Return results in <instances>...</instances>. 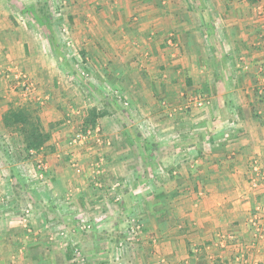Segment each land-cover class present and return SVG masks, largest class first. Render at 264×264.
<instances>
[{
    "label": "rangeland",
    "instance_id": "rangeland-1",
    "mask_svg": "<svg viewBox=\"0 0 264 264\" xmlns=\"http://www.w3.org/2000/svg\"><path fill=\"white\" fill-rule=\"evenodd\" d=\"M256 2L246 0L248 7ZM73 6L71 0H0V34L19 45L10 54L0 43V241L9 248H0V264H187L186 257L169 258L184 248L159 251L153 199L160 186L171 192L182 165L199 164L203 138L223 131L199 124L214 120L201 110L208 96L187 91L178 79L173 99L167 97V77L155 79L153 72L167 75L171 52L163 40L156 45L162 64L152 61V29L142 35L147 44L136 30H125L127 48L111 45L102 53L107 64L92 62L70 32ZM25 42L36 44L28 51L34 58L24 55ZM143 52L150 61H134ZM116 56L120 63H112ZM23 57L33 62L24 65ZM92 108L103 111L94 129L85 123ZM12 110H23L49 134L38 150L26 149L18 125L4 123ZM259 163L243 187L261 188L256 200L264 204ZM257 223H251L255 233L262 229ZM216 238L219 247L229 241L243 249L228 263L208 250L207 264L244 261L245 242L224 232Z\"/></svg>",
    "mask_w": 264,
    "mask_h": 264
},
{
    "label": "crops",
    "instance_id": "crops-1",
    "mask_svg": "<svg viewBox=\"0 0 264 264\" xmlns=\"http://www.w3.org/2000/svg\"><path fill=\"white\" fill-rule=\"evenodd\" d=\"M71 1L72 14L67 15L70 32L74 40H80V47L88 49L92 62L107 64L111 45L127 48L124 40L130 37L125 30H136L137 37L147 44L142 35L152 29L156 33L151 41L153 51L156 53V45L164 40L171 52L166 56L170 67L167 75L153 72L155 79L167 77V97L175 94L173 90L181 79L187 91L208 96L201 110L206 109L214 120L199 124L223 130L201 140L199 164L188 168L182 165V178L169 194L168 187L160 186L154 195L152 222L154 232L161 237L159 251L184 248L179 254L170 251L173 254L169 258L186 257L187 264H207L206 254L210 251L220 262L228 263L243 248L229 241L222 247L215 245L217 235L224 232L246 243L241 264H264V204L256 200L263 190L243 187V179L260 169L259 162L264 164V101H259L263 92L259 86L264 81V0H253L256 3L252 7L246 0H120L118 4L116 0ZM7 37L0 34V43L10 54H16L18 41L11 34V39ZM26 43L21 44L24 55L36 46ZM103 51L107 54L102 55ZM145 55H137L134 61H150ZM28 56L34 58L32 53ZM156 56L152 61L162 64L158 51ZM119 57H114L112 63L119 62ZM30 58L23 57L21 62L29 65L33 62ZM132 59L127 57L125 62ZM116 69L126 73L121 66ZM210 141H216L215 146ZM260 206L262 212L257 214L254 210ZM251 223L262 224L261 231L255 233ZM1 247L9 249L0 241Z\"/></svg>",
    "mask_w": 264,
    "mask_h": 264
},
{
    "label": "trees",
    "instance_id": "trees-1",
    "mask_svg": "<svg viewBox=\"0 0 264 264\" xmlns=\"http://www.w3.org/2000/svg\"><path fill=\"white\" fill-rule=\"evenodd\" d=\"M90 116L85 120L87 124L94 129L96 125V119L103 115V111H99L96 108H92L89 111ZM4 123L10 125H18L23 139L25 141L26 149L38 150L49 134L43 130L38 121L31 120L29 114H25L23 110L9 111L4 115Z\"/></svg>",
    "mask_w": 264,
    "mask_h": 264
},
{
    "label": "built area",
    "instance_id": "built-area-1",
    "mask_svg": "<svg viewBox=\"0 0 264 264\" xmlns=\"http://www.w3.org/2000/svg\"><path fill=\"white\" fill-rule=\"evenodd\" d=\"M80 135L79 134H77V136L76 137H79Z\"/></svg>",
    "mask_w": 264,
    "mask_h": 264
}]
</instances>
